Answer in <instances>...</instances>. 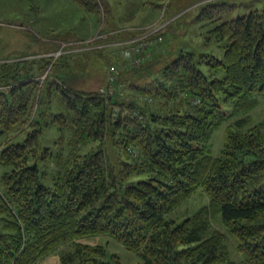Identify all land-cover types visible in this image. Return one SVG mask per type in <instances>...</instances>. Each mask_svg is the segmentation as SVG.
Here are the masks:
<instances>
[{
	"label": "trees",
	"instance_id": "obj_1",
	"mask_svg": "<svg viewBox=\"0 0 264 264\" xmlns=\"http://www.w3.org/2000/svg\"><path fill=\"white\" fill-rule=\"evenodd\" d=\"M73 2L96 19L107 7ZM211 32L226 42L222 58L173 49L165 34L138 65L117 51L109 83L124 82L127 97L71 88L53 72L40 83L46 59L0 63V264L56 250L64 264H122L78 241L96 235L140 264H264V135L235 118L264 95V6ZM233 118L212 154V131ZM199 189L207 203L181 221L167 216ZM229 238L243 260L230 258Z\"/></svg>",
	"mask_w": 264,
	"mask_h": 264
},
{
	"label": "rangeland",
	"instance_id": "obj_2",
	"mask_svg": "<svg viewBox=\"0 0 264 264\" xmlns=\"http://www.w3.org/2000/svg\"><path fill=\"white\" fill-rule=\"evenodd\" d=\"M103 1L107 7L100 19H96L84 13L73 0H0V63L25 61L30 64L36 59H46L49 64L36 76L40 83L48 72H53L71 88L100 89L104 92L110 89L127 97L129 92H126L124 82H121L123 89L118 92L109 83L112 81L109 76L112 67L118 72L116 65L123 64L118 59L117 51L136 41L147 29L163 23L160 35L162 38L163 34L169 37L171 48L184 47L222 58L226 42L213 37L211 29L221 21L234 19L264 6V0ZM215 1L224 2V9L208 6ZM201 5L207 6L201 10ZM107 48H111L109 53L104 52ZM151 48L149 46L145 51L149 52ZM142 78L137 82H141ZM253 97L256 99L253 106L235 118L247 116V126L260 125L264 135V95L255 92ZM221 105L223 110L232 107L231 103L223 102ZM233 120L224 121L212 131V154L220 153L226 127ZM54 136L55 131L48 127L43 142L49 144ZM207 202V195L199 189L167 216L181 221ZM213 226L227 231L218 221ZM78 241L104 245L110 253L118 255L122 264H140L135 252L127 250L109 235L84 237ZM227 245L231 259L243 260L233 238L228 239ZM60 254V250L52 251L34 264H64Z\"/></svg>",
	"mask_w": 264,
	"mask_h": 264
},
{
	"label": "built area",
	"instance_id": "obj_3",
	"mask_svg": "<svg viewBox=\"0 0 264 264\" xmlns=\"http://www.w3.org/2000/svg\"><path fill=\"white\" fill-rule=\"evenodd\" d=\"M163 23L156 24L153 27L147 29L146 33H142L140 38L136 41L130 42L129 45L120 49L119 54L124 59H129L130 63L133 65H138L142 60L143 53L147 47H151L158 43L162 39L160 32ZM151 29V30H150ZM117 71L114 67H112L111 75L109 76L110 80L115 78Z\"/></svg>",
	"mask_w": 264,
	"mask_h": 264
}]
</instances>
